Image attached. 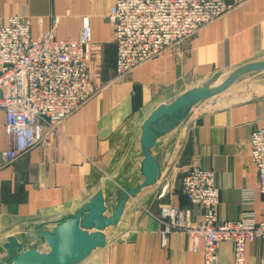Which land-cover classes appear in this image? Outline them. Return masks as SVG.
Wrapping results in <instances>:
<instances>
[{"label":"crops","instance_id":"obj_1","mask_svg":"<svg viewBox=\"0 0 264 264\" xmlns=\"http://www.w3.org/2000/svg\"><path fill=\"white\" fill-rule=\"evenodd\" d=\"M113 1L0 0V26L10 16H24L33 36L57 17L56 36L76 38L87 17L90 67L102 74L101 88L92 97L35 147L0 167V259L8 252L3 247L8 237L19 242L15 233L20 227L36 234L44 226L51 225L45 228L50 230L97 192L104 200L103 215L109 216L120 192L143 181L139 135L151 111L195 87L197 79L264 57V0H226L234 8L224 16L116 77V47L106 19ZM212 98L195 104L176 127L155 140L151 155L160 169L155 182L128 198L119 221L103 230L104 246L79 264H202V242L192 251L181 231L168 233L165 246L159 235L163 205L188 209L193 221L202 218L203 209L188 203L180 189L183 173L193 166L214 171L218 219L237 218L245 209L241 191L252 188L249 209L256 222H264V195L254 188L257 175L248 157L251 131L264 127V96L230 104ZM7 147L0 111V151ZM218 262L232 263L229 243L218 245ZM245 264H264V238L246 244Z\"/></svg>","mask_w":264,"mask_h":264},{"label":"built area","instance_id":"obj_2","mask_svg":"<svg viewBox=\"0 0 264 264\" xmlns=\"http://www.w3.org/2000/svg\"><path fill=\"white\" fill-rule=\"evenodd\" d=\"M234 8L226 0H114L107 12L116 47L115 75L130 74ZM58 18L33 36L24 16L7 18L0 26V111L8 147L0 151V167L37 145L72 111L92 97L101 85L91 75V29L82 19L76 38L56 36ZM249 163L257 175L255 190L264 195V127L248 138ZM188 203L203 209L193 221L188 209L163 205L158 221L161 245L168 233L186 234L190 249L203 243V263L219 264L218 245L229 243L232 263L245 264L246 244L264 238V222L249 208L254 189L241 191L244 210L237 218L218 219V188L214 171L191 167L180 181Z\"/></svg>","mask_w":264,"mask_h":264},{"label":"water","instance_id":"obj_3","mask_svg":"<svg viewBox=\"0 0 264 264\" xmlns=\"http://www.w3.org/2000/svg\"><path fill=\"white\" fill-rule=\"evenodd\" d=\"M262 69L264 60L246 63L230 72L215 87H193L180 93L171 102L158 105L140 127L139 144L143 154L141 185L123 189L109 216L103 215L104 200L101 192H97L72 216L59 220L51 230L38 232L37 234L44 239L48 252H41L35 248L24 250L15 237H8L3 244L8 252L5 258L0 259V264H79L94 249L103 247L105 243L103 230L119 221L128 198H133L140 188L153 184L160 172L157 161L151 155L155 140L176 127L198 102L221 93L240 76ZM12 249L16 250V254L7 262L6 259L9 258Z\"/></svg>","mask_w":264,"mask_h":264},{"label":"rangeland","instance_id":"obj_4","mask_svg":"<svg viewBox=\"0 0 264 264\" xmlns=\"http://www.w3.org/2000/svg\"><path fill=\"white\" fill-rule=\"evenodd\" d=\"M261 60H264V57L256 61H261ZM90 70H91V75L93 79L97 81L98 83H100L101 85L102 74L99 73L98 69H94V70L90 69ZM229 74L230 72L229 73L220 72V73H215L213 75H210L208 77L197 79V82L194 83V86L195 87H200V86L212 87L218 82L221 83ZM258 95L264 96V69L256 71V72L247 73V74L240 76L227 89L222 91L220 94L213 96L214 98H212V101H221L223 103L229 102L228 104H230L232 102L245 100L250 97L258 96ZM202 104H205V102L203 103L199 102L198 105H202ZM50 226H47V227L44 226L43 229L45 230V228H49ZM15 235L17 236L19 243L21 244L24 250L28 248H35V249L37 248L36 250L39 249L38 251H41V252L49 251L48 247L45 246V243H44V246H41L44 239L42 238L41 240L40 238H38L39 236H37V234L35 233V230H29L28 228L20 227L19 231H17ZM15 254H16V250H15V253H10L9 258H7L6 261L9 262V259L13 257ZM4 256L2 258H5Z\"/></svg>","mask_w":264,"mask_h":264}]
</instances>
